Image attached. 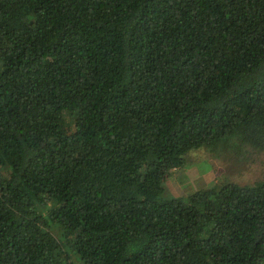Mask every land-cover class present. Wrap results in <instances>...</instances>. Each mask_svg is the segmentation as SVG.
I'll use <instances>...</instances> for the list:
<instances>
[{"label": "trees", "instance_id": "obj_1", "mask_svg": "<svg viewBox=\"0 0 264 264\" xmlns=\"http://www.w3.org/2000/svg\"><path fill=\"white\" fill-rule=\"evenodd\" d=\"M263 139L264 0H0V264H264V180L163 198Z\"/></svg>", "mask_w": 264, "mask_h": 264}, {"label": "rangeland", "instance_id": "obj_2", "mask_svg": "<svg viewBox=\"0 0 264 264\" xmlns=\"http://www.w3.org/2000/svg\"><path fill=\"white\" fill-rule=\"evenodd\" d=\"M230 138L228 140H232ZM191 150L185 168H174L163 178V198H187L193 191L220 182L249 186L264 180V139Z\"/></svg>", "mask_w": 264, "mask_h": 264}]
</instances>
